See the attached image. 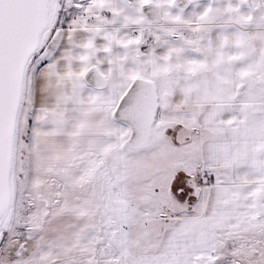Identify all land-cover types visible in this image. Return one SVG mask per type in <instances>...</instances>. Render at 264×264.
I'll use <instances>...</instances> for the list:
<instances>
[{
  "label": "crops",
  "instance_id": "1",
  "mask_svg": "<svg viewBox=\"0 0 264 264\" xmlns=\"http://www.w3.org/2000/svg\"><path fill=\"white\" fill-rule=\"evenodd\" d=\"M148 3L163 20L144 13ZM137 80L192 130L191 167L208 181L197 180L199 206L173 214L155 247L123 264H209L220 239L264 227V0H127L114 15L58 26L23 71L21 96L33 120L81 114L118 152L130 127L115 111Z\"/></svg>",
  "mask_w": 264,
  "mask_h": 264
},
{
  "label": "rangeland",
  "instance_id": "2",
  "mask_svg": "<svg viewBox=\"0 0 264 264\" xmlns=\"http://www.w3.org/2000/svg\"><path fill=\"white\" fill-rule=\"evenodd\" d=\"M124 1L52 0L23 71L54 28L114 15ZM170 116L158 108L148 142L133 149L121 127V150L109 152L114 141L83 115L35 121L20 92L0 264H123L127 254L151 251L168 218L201 203L192 130ZM262 245V226L232 231L209 264H264Z\"/></svg>",
  "mask_w": 264,
  "mask_h": 264
},
{
  "label": "water",
  "instance_id": "3",
  "mask_svg": "<svg viewBox=\"0 0 264 264\" xmlns=\"http://www.w3.org/2000/svg\"><path fill=\"white\" fill-rule=\"evenodd\" d=\"M46 15L47 0H0V214L7 202V179L23 69L28 55L36 47L40 31L47 21ZM94 74L95 71H90L87 79L92 76L94 80L88 81L101 85V78L98 81ZM134 85L121 100L115 115L120 111H130L138 129L136 132L130 127L131 134L138 133L143 138L156 101L154 92L144 96L141 86Z\"/></svg>",
  "mask_w": 264,
  "mask_h": 264
},
{
  "label": "bare ground",
  "instance_id": "4",
  "mask_svg": "<svg viewBox=\"0 0 264 264\" xmlns=\"http://www.w3.org/2000/svg\"><path fill=\"white\" fill-rule=\"evenodd\" d=\"M51 3H52V0H47V15H46V18L48 19V15H49V11H50V8H51ZM142 82L145 84V82L146 81H142V80H137L136 82H135V87H138V86H143L142 85ZM150 86V85H149ZM149 86H148V88L146 87V91H145V93H143L144 94V96H146L148 93H150V91H151V89H149ZM152 92V91H151ZM153 93V92H152ZM156 98V97H155ZM158 102V101H157ZM159 107V106H158ZM156 108H157V103L155 102V108H154V110H153V115L151 116L152 118H151V121H149L150 122V124H149V127H148V129L146 130V134H144L145 136H143V138H145V140H144V144L146 143V142H148L147 141V139L149 138V136H150V133H151V127H152V123H153V121H154V119H155V114H156ZM158 109V108H157ZM117 116L119 117V118H121L123 121H126L127 123H128V125H130L129 127H132V129L134 130V131H136L137 132V128H136V126H135V124L133 123V118H132V115H131V112L130 111H126V112H118L117 113ZM141 116V117H140ZM143 115H139V118H143L142 117ZM128 127V126H127ZM142 137H140V135L138 134V133H133V134H131V131H130V129H129V135H128V138H127V141H126V143H125V145L127 146V147H131L132 149L135 147H139V146H141V145H143L142 143H143V141H142V139H143ZM147 138V139H146ZM142 141V142H141ZM3 211H4V209H3ZM3 211H2V213H3Z\"/></svg>",
  "mask_w": 264,
  "mask_h": 264
},
{
  "label": "built area",
  "instance_id": "5",
  "mask_svg": "<svg viewBox=\"0 0 264 264\" xmlns=\"http://www.w3.org/2000/svg\"><path fill=\"white\" fill-rule=\"evenodd\" d=\"M195 1H199V0H177V5L178 6H181V7H184V6H186V5H189L190 3H192V2H195ZM205 1H209V2H211V3H213V2H215V1H217V0H205ZM149 4L150 3H148V4H145V5H143V11H144V13L151 19V20H157V21H161V20H163V18L159 15V13H158V11H156L155 12V14L153 15V17H152V15H151V13H152V11L151 10H148V6H149ZM158 13V14H157ZM202 179L204 180V181H208V176H207V174H203L202 175Z\"/></svg>",
  "mask_w": 264,
  "mask_h": 264
}]
</instances>
